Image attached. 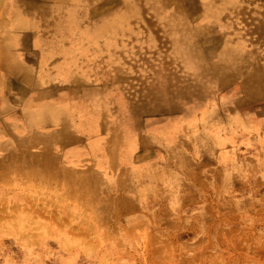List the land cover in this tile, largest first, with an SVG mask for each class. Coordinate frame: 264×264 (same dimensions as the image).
Wrapping results in <instances>:
<instances>
[{"label": "rangeland", "instance_id": "obj_1", "mask_svg": "<svg viewBox=\"0 0 264 264\" xmlns=\"http://www.w3.org/2000/svg\"><path fill=\"white\" fill-rule=\"evenodd\" d=\"M23 1L4 0L5 10L1 11L0 18L11 25H0V45L9 50V56H13L19 66L30 72V81L41 85L35 87L25 83L27 80L22 75L9 80L14 75L6 76L0 68L3 81L5 78L17 81L36 93L31 96L13 92L14 95L5 98L2 107L5 115L0 118L1 133L9 128L12 136L27 135L23 117L27 120L38 111L70 112L74 122L68 130L76 137L64 146L67 151L64 157L60 155L61 151L55 155L62 159L61 166L71 170L90 166L95 170L91 173L98 179L113 183L115 187L125 180L126 185L121 191L123 203L120 207L93 208L101 215L96 219L91 217L93 209L78 206L74 200L78 195L73 197L65 192L63 183L44 188L33 185L28 189L13 181L1 186L0 214L11 212L12 216L24 205L39 209L45 204L41 209L48 215H43L42 221L51 219L54 226L59 222L58 226L71 228L73 238L68 236L67 239L65 230L43 232L37 238L33 235L42 233L37 228L30 236L22 230L24 222L17 223L12 219L13 231L0 230V264H120L121 260L129 264L135 253L130 248L140 241L147 244L150 254L156 257L173 253L183 258L202 255L211 258L209 261L213 264H264V203L254 206L255 210H246L249 205L264 199V141L251 142L247 135L236 141L228 136L230 147L220 148L215 159L207 160V166L197 170L206 182L213 181L216 169L226 171L224 158L234 153L252 165L249 174L242 172V175L238 171L233 177L224 175L219 180L222 191L216 193V197L226 206L221 213H211L206 194L197 191L162 194L170 210L169 222L186 227L180 229L173 240H167L172 241V249H158L157 244L171 234L157 231L158 226L154 224L145 227L141 217L146 208L149 213L158 212L159 207L154 205L156 201L152 202L155 192L134 187L128 172L141 174L145 164L158 165L168 149L184 154L191 166L198 167L193 160L199 156L198 149L193 145L181 148L183 144L174 147L173 137L177 135L172 132L177 130L171 128L165 133L160 132L166 139H156V145L142 150L131 144L132 136L127 134L121 136L120 156L113 158V166H110V158L102 156L101 151L92 152L103 136L94 133L90 136L79 122L80 118L90 120L105 113L117 129L135 133L125 123V108L134 103L130 99L132 95L147 88L155 90L156 84L167 79L189 88L196 81H207L206 74L200 69L209 61L207 55V59L202 56L203 41L216 43L210 47L213 57H248L255 53L262 56L261 62H264V0H173L181 2L182 6L175 4L172 7L156 0H129L134 12L125 17L117 14L120 22L109 29V35L98 40L85 39L89 29L86 16H77L71 27L68 24L69 10L77 9L79 5L63 0H36L35 3L25 0L28 9H21L19 6ZM177 6L181 9L173 18L170 16L172 8ZM96 7L97 4L92 5L91 11ZM14 14L19 17L13 18ZM23 22L26 25L16 27L17 23ZM66 32L69 39L65 38ZM189 34H198L200 40L187 45ZM193 50L201 54L195 57ZM207 115V109H204L201 117ZM250 120L257 121L255 117ZM195 122L193 119L182 127L189 133ZM10 126L16 127L14 131L12 129L13 133ZM149 129L153 130L152 126L143 131ZM32 130L45 134L50 127L35 123ZM141 133L151 135V132ZM12 140L7 135L0 137V146L12 143ZM185 141L189 142L188 137ZM187 168L188 164L182 170ZM174 171L178 172V168ZM175 178L169 177V180L175 181ZM134 193L144 207L135 203ZM235 204L239 206L237 212L227 209ZM134 217H137L136 221L129 220ZM112 221L114 224L110 227ZM128 226L136 227L130 232L120 228ZM138 254H144V251L135 256Z\"/></svg>", "mask_w": 264, "mask_h": 264}, {"label": "bare ground", "instance_id": "obj_2", "mask_svg": "<svg viewBox=\"0 0 264 264\" xmlns=\"http://www.w3.org/2000/svg\"><path fill=\"white\" fill-rule=\"evenodd\" d=\"M29 1L35 3L36 0ZM63 1L68 2V4L79 5V8L69 10L71 19L68 24H71L70 27L73 25L72 22L77 19V16H86L89 19V29H87L85 39L88 38L90 40H98L102 36L109 35V29L121 20L116 16L117 14L125 17L134 12V9L128 3L129 0ZM156 1L159 4L162 3L164 6L170 5L172 7L175 4L182 6L179 1ZM163 1L166 2L163 3ZM4 4V0H0V13L2 10H5ZM94 4H97V7L91 11L90 8ZM181 6L172 8L173 13L170 16L176 17L177 12H180ZM19 7L21 9H28L25 0ZM18 17L17 14L13 15V18ZM0 25L8 27L11 23L0 18ZM22 25L26 24L24 22L17 23L16 27H21ZM73 36H75V33ZM65 38L69 39L67 32ZM199 40L198 34H189V40H186V44L191 46ZM212 44L215 45L216 43L203 41L201 51L203 57L206 58V55L209 57L208 59L206 58L209 60L207 64L200 67L201 71L206 74L207 81H196L197 83L189 88L182 83L167 79V81H160L156 84L155 90L147 88L130 97L134 103L125 108L127 112L125 123L135 133L131 134L130 131L128 133L120 128L117 129L114 123L108 121L105 113L93 116L90 120L84 118H80L79 120L84 130H87L90 136L93 133L103 136L102 141H99V144H97L98 147H95L92 152L101 151L102 156L111 159L110 166H113V158H116L117 155L118 157L120 156L119 146L121 144V136L127 134L132 136L131 144L142 150L152 147L153 144L156 145V139H166L160 136V132L165 133L171 128L177 130L172 132V135H177V137H173L174 147L183 144L181 148L193 145L198 149L196 150L199 156H195V159L192 156L193 160L199 164L197 165L198 167L191 166L184 154L176 153L172 150L169 151L168 149L162 162L158 165L145 164L141 174L135 171L128 172V177H130L131 182H134V187L139 186L144 192L149 191L151 193V190L155 192V198L152 202L156 201L154 205L159 207L158 212L152 214L147 212V208H144V211L147 213L143 212L141 217L144 219L143 225L145 227L154 224L158 226L157 231H166L171 234L167 235L166 240H161L157 244L156 248L158 249H172L173 243L171 240H173V237L177 235L180 229L186 227L180 226L173 221L169 222V217H171L170 210L162 194L164 195V192H173L179 195L184 192L197 191L204 195L206 194L212 208L211 213H221L226 209V206L222 205L221 200L216 197V193L218 194L222 191V185L219 180L224 175L226 177H233L238 171L240 174L242 172L249 174L253 169L252 165L240 160L237 153H234L230 154L228 158H224L226 171L216 169L213 181L206 182L197 170L204 169L207 166V160L211 161L215 159L220 152V148L226 145L230 147L231 141H229L228 136L236 141L243 139L245 135L249 136L247 140L251 142L264 141V132L261 131L264 130V62H261L262 56L252 53L248 57L237 55L235 57L216 58L212 56L210 49ZM8 52L9 50L0 45V68L5 72L6 76L8 74L14 75L9 80H13L15 76L22 75L27 80L24 81L25 83H32V86L35 87L41 85L40 82L38 84L35 81H30L32 79L30 72L25 71L19 66L17 60L13 56H9ZM192 52H195V57L201 54V52L199 53L196 50ZM9 80L5 78L3 81L0 77V104H3V106H0V118L3 115L4 100L6 97L14 95L13 92H23L31 96L36 95L32 89L27 88L25 85L22 86L17 81ZM155 91H157L156 95H154ZM204 109H207L208 115L201 117ZM37 113V115L29 116L27 120L26 117H23L24 129H26L27 135L12 136L9 134V128L1 133L2 120H0V137L7 135L13 139L12 143L0 146V187L13 181L21 186H27L28 189L32 188L33 185L44 188L45 186L63 183L65 192L69 196L74 197L78 195L77 199H73L80 207H87L89 209L98 208L99 210L109 207H116L118 209L123 203L121 191L124 190V185H126L125 180L118 187H115L113 183L110 184L107 181H102L94 173H91L95 171L92 167L87 166L81 170L66 169L61 166L60 161L62 159H57L55 156L59 153L58 151H61L60 155L64 157L67 152L64 150V146L75 140L76 134L68 130L74 122V116L70 112L64 114L56 111H38ZM251 117H255L257 121L250 120ZM193 119L196 122L188 133L186 132V127L182 126H185L191 120L193 121ZM35 123L46 128L50 127V131L45 134L33 131L32 127ZM157 125L159 126L157 127ZM150 126H152L153 130L143 131V129H147ZM10 127L11 132L12 129L13 131L16 129V127ZM141 132H151V135L144 136ZM186 137H188L190 143L183 142ZM128 160H131V158L128 157ZM92 164L95 165V163ZM187 164L188 168L183 171L182 169ZM176 167L178 168V172L174 171ZM174 172L177 173L176 178ZM211 173L209 174L211 175ZM172 176L175 178V181L174 179L172 181L169 180V177L173 178ZM140 178L141 180H139ZM135 183L137 184L135 185ZM135 193V203L144 207L142 201L138 200V196ZM262 203H264V199L249 205L246 210H255L254 206H259ZM43 205L44 207L41 208H45V204ZM41 208L37 209L30 205H24L19 208L18 212L13 213L12 216L10 215L11 212H8L7 215L0 214V230L4 232L13 231L14 227H11V220L16 219L17 223H25L22 230L28 232L27 234L30 236L34 233L32 232L33 229L37 228L42 231V233H35L33 235L37 238L41 234L57 230H65V237L67 239L68 236L73 238L71 228L65 229V227H60L57 224L59 222H56V226H54L50 221L51 219L43 222V215H48V213L45 214L46 211ZM238 208V204H235L234 206H229L227 209L231 212H237ZM100 216L97 210L93 209L92 219L101 218ZM129 220L134 222L137 220V217ZM112 224H114V221H112L110 227H112ZM135 227L120 228L124 232H130ZM190 228L193 227L190 226ZM20 235L24 236L22 233ZM168 239L171 240L168 242ZM62 244L64 245V243ZM174 248L177 249L175 246ZM130 249L133 253L135 250V253L134 255L132 254L134 257H132V261L129 264H213L209 261L211 258H205L202 255L183 258L172 253L156 257L150 254L148 245L141 241L137 242ZM143 251L144 254L135 256L137 252ZM248 251H251L250 247H248ZM120 264L126 263L121 260Z\"/></svg>", "mask_w": 264, "mask_h": 264}]
</instances>
